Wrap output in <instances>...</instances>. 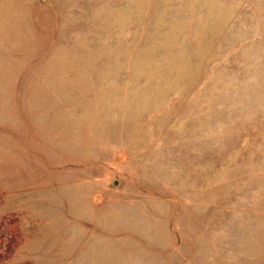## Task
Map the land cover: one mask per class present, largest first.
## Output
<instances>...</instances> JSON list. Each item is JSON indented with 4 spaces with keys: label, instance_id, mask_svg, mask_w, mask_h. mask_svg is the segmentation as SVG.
<instances>
[{
    "label": "rangeland",
    "instance_id": "1",
    "mask_svg": "<svg viewBox=\"0 0 264 264\" xmlns=\"http://www.w3.org/2000/svg\"><path fill=\"white\" fill-rule=\"evenodd\" d=\"M0 264H264V0H0Z\"/></svg>",
    "mask_w": 264,
    "mask_h": 264
}]
</instances>
